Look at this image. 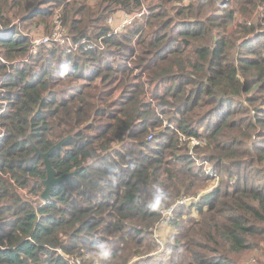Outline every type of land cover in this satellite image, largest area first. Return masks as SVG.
I'll return each instance as SVG.
<instances>
[{"label":"trees","instance_id":"trees-1","mask_svg":"<svg viewBox=\"0 0 264 264\" xmlns=\"http://www.w3.org/2000/svg\"><path fill=\"white\" fill-rule=\"evenodd\" d=\"M60 7L77 47L30 53ZM263 24L264 0H0V264H76L97 243L111 257L82 264H239L264 239ZM64 137L53 166L77 171L44 200L35 147ZM198 191L152 253L161 208Z\"/></svg>","mask_w":264,"mask_h":264},{"label":"built area","instance_id":"built-area-1","mask_svg":"<svg viewBox=\"0 0 264 264\" xmlns=\"http://www.w3.org/2000/svg\"><path fill=\"white\" fill-rule=\"evenodd\" d=\"M90 1V0H89ZM145 12V7L141 10L137 11H120L117 15H109L108 22L113 26V29H122L124 26L131 24L135 19L142 17ZM66 25L64 17L59 9L54 14L52 27L48 33L40 34L38 33L31 34L30 39V53H36L40 46L45 43H60V44H68V51H71L77 47L76 43L71 41L70 35L66 33ZM92 44L86 45V48L92 47ZM3 136V133H0V138ZM199 144L201 143L200 140L197 141ZM199 198V194L196 196H188L183 195L179 197L173 204L162 207L161 208V217L158 221H156L154 228H156V232L154 234L155 242L159 246H163L162 237L163 232L161 228L163 225H166L168 221L172 218L174 208L178 204L190 203L192 200H197ZM165 248V247H164ZM160 251V250H156ZM91 255L89 253H85L84 255L75 258L74 261L76 264H82L89 260Z\"/></svg>","mask_w":264,"mask_h":264},{"label":"rangeland","instance_id":"rangeland-1","mask_svg":"<svg viewBox=\"0 0 264 264\" xmlns=\"http://www.w3.org/2000/svg\"><path fill=\"white\" fill-rule=\"evenodd\" d=\"M262 7H260L261 9ZM147 8H145V11ZM60 12L62 13V16L64 17V11L63 9L60 7L59 8ZM211 10V7H208L207 10H206V13H208L209 11ZM204 13V14H206ZM205 16V15H203ZM53 18H54V15H53ZM53 18H49V21H48V27L43 25L42 27L40 28H35V27H32L31 31H29L30 34H35V33H38V35L40 34H45V33H48L52 27V22H53ZM65 20V18H64ZM242 20V16L240 15V13L238 14L237 13V17L235 18V24L238 23L239 21ZM66 25V23H65ZM264 25V24H263ZM262 25V26H263ZM234 25H232L230 28H233ZM66 28H67V25H66ZM36 29V30H34ZM27 30V28H26ZM33 31H36V32H33ZM66 33L69 34L68 32V29H66ZM70 35V34H69ZM247 103V101H246ZM246 116H249L247 114V111L245 110H241L239 111L235 117L238 119V120H242V118L246 117ZM259 138V136H256L255 134H253V139L257 140ZM185 139H188V138H185V137H182V140H185ZM190 142H189V145L191 146H194V145H197L199 144L197 141H199L198 139L195 138V136L189 138ZM195 156H196V153H193ZM208 169H209V165H208ZM212 179L208 180V188H205V190H210L211 188L215 187L216 185H218L219 183V179H214L213 176H211ZM218 180V181H217ZM200 193H202V191H198L196 193H193L192 195H188V196H193V195H200ZM194 215H196L195 211H193ZM189 216H191L190 214H185L183 215V217L187 220L189 218ZM156 224V223H155ZM154 224V225H155ZM154 225H152L151 227L148 228L149 232H150V236L153 237V239L155 238L154 237V234L156 232V228H154ZM166 225H163L162 228H161V231H165L166 230ZM172 240H170V238L168 239V236H165L163 234V237H162V242H163V246H159L158 244L155 245V247L152 249V250H163L164 247H166L167 243L169 242H172ZM258 244L247 254H244L242 255L240 258H239V264H264L263 263V260H264V239L260 238L257 240ZM234 254V253H233ZM232 254V255H233ZM154 258H157V256L153 257L152 260H155ZM133 264V263H132Z\"/></svg>","mask_w":264,"mask_h":264},{"label":"water","instance_id":"water-1","mask_svg":"<svg viewBox=\"0 0 264 264\" xmlns=\"http://www.w3.org/2000/svg\"><path fill=\"white\" fill-rule=\"evenodd\" d=\"M67 139H68V137H64V138L60 139L58 142L53 144L45 152H42L40 150V148L35 147L36 153L42 154L44 157V165H45V169H46V178L43 179V183H44L45 187L41 193V197L44 200H47L51 197V192H52L55 185H58L64 181H66L68 178L72 177L77 171V169H75V170L70 171V172L58 174L57 170L54 168L52 160L50 158V156L58 148H60L66 142Z\"/></svg>","mask_w":264,"mask_h":264},{"label":"clouds","instance_id":"clouds-1","mask_svg":"<svg viewBox=\"0 0 264 264\" xmlns=\"http://www.w3.org/2000/svg\"><path fill=\"white\" fill-rule=\"evenodd\" d=\"M62 67L64 68L65 71L67 70L66 65H62ZM63 74L64 73L62 72L61 75ZM162 199H167V197L166 196L162 197L160 195L153 197V199L150 202V208L153 210L159 209L161 206ZM111 254H112V249L107 243H97L92 247L91 255H93L97 259L108 260L111 257Z\"/></svg>","mask_w":264,"mask_h":264},{"label":"crops","instance_id":"crops-1","mask_svg":"<svg viewBox=\"0 0 264 264\" xmlns=\"http://www.w3.org/2000/svg\"><path fill=\"white\" fill-rule=\"evenodd\" d=\"M161 251V250H160ZM160 251H153L152 253H157V252H160ZM128 264H131V261L128 263Z\"/></svg>","mask_w":264,"mask_h":264}]
</instances>
